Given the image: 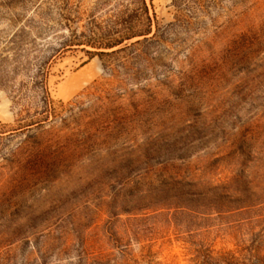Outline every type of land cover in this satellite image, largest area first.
Wrapping results in <instances>:
<instances>
[{"label": "rangeland", "instance_id": "374dc122", "mask_svg": "<svg viewBox=\"0 0 264 264\" xmlns=\"http://www.w3.org/2000/svg\"><path fill=\"white\" fill-rule=\"evenodd\" d=\"M144 1L0 0V264H264V0Z\"/></svg>", "mask_w": 264, "mask_h": 264}, {"label": "trees", "instance_id": "16d2710c", "mask_svg": "<svg viewBox=\"0 0 264 264\" xmlns=\"http://www.w3.org/2000/svg\"><path fill=\"white\" fill-rule=\"evenodd\" d=\"M138 13L141 17V24L138 26H123L121 29L115 30L112 33L105 35L99 40H87L83 42L82 40H64L60 43V47L55 50V53H58L62 50L72 49L74 47H81L83 45H91L93 51H85L91 56H108L111 53L105 52V50H113L126 42H130L136 38H143L144 41H147L149 37L153 34V19L150 17L149 9L144 0H142L141 7L138 10ZM141 41H137L134 44H140ZM116 53V52H112ZM38 76L42 79V82L46 83L49 76L47 71V63H42L39 66ZM48 104V103H46ZM49 116L46 120L49 119Z\"/></svg>", "mask_w": 264, "mask_h": 264}]
</instances>
